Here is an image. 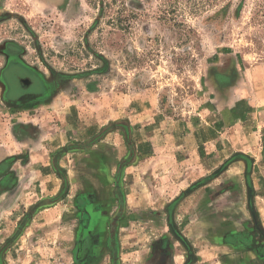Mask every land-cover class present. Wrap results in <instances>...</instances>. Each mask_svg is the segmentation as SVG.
<instances>
[{"label": "rangeland", "instance_id": "obj_1", "mask_svg": "<svg viewBox=\"0 0 264 264\" xmlns=\"http://www.w3.org/2000/svg\"><path fill=\"white\" fill-rule=\"evenodd\" d=\"M231 59L244 69L264 68V0H0V134L10 119L4 71L9 64H20L42 77L56 98L64 96L76 112L80 131L91 128L90 133H96L93 140L110 133L126 140L128 152L122 158L114 145L117 136L110 138L111 145L106 144L111 178L116 181L119 165L133 162L134 147L133 129L120 114L134 101L147 100L171 120L197 122L205 117L213 99L208 70L223 60L229 65ZM98 140L82 145H97L101 152L104 144ZM98 154L90 153L92 161ZM81 166L73 174L72 194L79 196L78 203L68 198L57 212L47 210L36 218H23L20 222L31 228L23 237L19 235L20 244L6 255L7 264H72L77 238L81 239L88 222L96 228L117 223L113 210L119 202L82 200L102 194L105 187L98 184V173L96 177L85 164ZM128 177H134L133 173ZM220 188L226 187L208 186L209 192L180 207L190 212L185 221L196 230L200 247L181 245L178 249L175 245L161 256L173 253L178 257L187 250L188 262L199 257L204 260L199 264H264V186L259 189L263 197L254 206L260 216L254 211L253 218L246 201L216 198L214 192ZM234 188L236 196L242 197L241 187ZM137 189L146 201L135 203L133 198L131 207L142 209L136 217H121L122 230L115 236L121 243L122 264H137L145 258L147 263L149 245L156 236L147 227L169 222L165 214L170 204L152 202L148 188ZM178 223L182 218H176L174 226ZM249 223L256 229L249 245L221 250L223 238L232 237L226 231ZM99 236L108 241L102 234L92 235ZM246 248L252 251L249 260L243 258Z\"/></svg>", "mask_w": 264, "mask_h": 264}, {"label": "crops", "instance_id": "obj_2", "mask_svg": "<svg viewBox=\"0 0 264 264\" xmlns=\"http://www.w3.org/2000/svg\"><path fill=\"white\" fill-rule=\"evenodd\" d=\"M222 62L225 63L208 70L213 99L207 104L205 117L197 122L171 120L161 113L156 103L147 100L134 101L128 111L120 114L119 118L129 120L133 129L134 147L133 162L127 165L124 161L119 165L120 175L116 181L111 178L112 164L107 150L112 144L110 138L117 136L118 143L114 145L118 147L119 158L127 155L126 140H122L121 134H103L101 142L96 139L100 145L104 144L99 152L97 145H86V142L96 141L93 140L96 133H90L91 128L80 131L76 112L67 105L64 96L56 98L53 91L46 88L44 96L34 101L12 104L5 97L10 105V119L0 134V235L5 234L0 238V264H7L6 255L20 244L19 235L29 233L31 225L20 222L23 218H36L47 210L57 212L68 198L78 203L79 196L74 198L72 194L73 174L81 171L84 164L96 177L99 174L98 184L105 188L102 194L93 193L82 200L93 203L110 200L120 205L113 210L117 214L114 226L96 228L88 222L83 227L81 233L88 236V240L82 245L80 255L77 238L72 264H122L121 243L116 242L115 236L122 230L119 219L126 214L136 217L142 209L138 205L131 207L133 198L135 203L146 201L137 187L148 188L147 196L152 202L165 200L170 204L165 214L167 225L147 227L156 236L149 245L147 263L145 258L137 264H199L204 261L197 257L188 262L187 250L186 255L178 257L173 253L161 256V252L175 245L178 249L181 245L194 250L200 247L196 245L200 242L196 230L185 221L190 212L187 214L180 207L206 190L209 192L208 186L226 187L215 190L216 198L226 196L232 202L244 200L250 218L254 211L260 216L254 206L255 201L263 197L260 190L264 186V68L244 69L234 59L229 65L226 60ZM94 151L99 154L97 160L92 161L90 153ZM130 172L133 179L128 177ZM238 186L242 197L236 196L234 187ZM251 190H255L254 194H250ZM19 206L22 208L16 210ZM90 214L86 216L94 215ZM179 217L182 223L174 226ZM254 226L249 223L237 231H226L224 234L234 239L224 237L221 250H238L245 243L249 245L250 234L256 230ZM96 233L108 241H102L100 236L92 237ZM250 253V248H246L243 258L249 260Z\"/></svg>", "mask_w": 264, "mask_h": 264}, {"label": "flooded vegetation", "instance_id": "obj_3", "mask_svg": "<svg viewBox=\"0 0 264 264\" xmlns=\"http://www.w3.org/2000/svg\"><path fill=\"white\" fill-rule=\"evenodd\" d=\"M4 80L5 97L12 104L26 100L34 101L44 96L46 88L50 89L42 77L20 64H9L4 71ZM86 240L88 236L81 233V239L78 241L80 255L83 253L81 249Z\"/></svg>", "mask_w": 264, "mask_h": 264}, {"label": "trees", "instance_id": "obj_4", "mask_svg": "<svg viewBox=\"0 0 264 264\" xmlns=\"http://www.w3.org/2000/svg\"><path fill=\"white\" fill-rule=\"evenodd\" d=\"M255 216V215H254Z\"/></svg>", "mask_w": 264, "mask_h": 264}]
</instances>
